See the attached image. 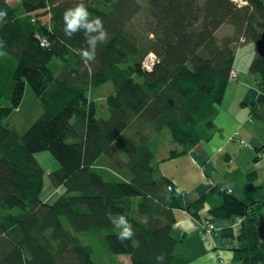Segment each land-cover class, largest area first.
Listing matches in <instances>:
<instances>
[{"label": "trees", "instance_id": "obj_1", "mask_svg": "<svg viewBox=\"0 0 264 264\" xmlns=\"http://www.w3.org/2000/svg\"><path fill=\"white\" fill-rule=\"evenodd\" d=\"M243 1L145 0V31L152 38L143 44L135 34L141 11L136 0H83L109 35L97 46L96 62L87 63L73 51L87 47L83 32L68 38L63 31L64 11L80 0H17L14 6L0 0L7 13L0 26V51L7 53L0 56V264H96L82 237L109 255L127 256L130 264H159L161 254L160 264H183L173 253L174 212L199 219L211 193L220 201L208 209L209 217L241 219L234 260L263 264L257 224L264 201L245 203L215 187L185 203L172 181L155 172L147 139L150 131L167 130L181 147L170 151V160L217 131V105L231 80L236 46L264 33V0ZM224 26L230 33L219 38ZM149 54L156 62L146 71ZM250 72L264 86V58L256 55ZM108 83V117H97L100 101L87 97ZM26 84L42 113L18 135L4 121L18 108ZM249 106L259 135L264 96ZM259 140L255 151L264 155V134ZM41 152L58 162L48 179L61 191L51 202L42 198L45 172L35 158ZM120 215L135 231L123 243L115 225Z\"/></svg>", "mask_w": 264, "mask_h": 264}, {"label": "rangeland", "instance_id": "obj_2", "mask_svg": "<svg viewBox=\"0 0 264 264\" xmlns=\"http://www.w3.org/2000/svg\"><path fill=\"white\" fill-rule=\"evenodd\" d=\"M8 1L12 6H14L17 2V0ZM136 1L141 5V11L134 20L140 21L141 42L144 44L148 39L152 38V36H150L145 31L148 20L145 12V0ZM229 29L231 30L229 26L222 27L218 33L219 38H221L223 35L229 34ZM255 56L256 52L253 42L248 41L243 45L239 44L236 46L233 68L239 74V77L237 81H229L222 101L217 105V110H223V116H226L224 111L231 113V116L234 115V117L237 115V119L241 126L239 130H236L237 136H233L234 134H232V137H235L237 141H228V148L226 150L222 149L221 151L217 152L214 160L217 178H219L220 181H226L229 183L228 185L231 186L233 183L236 184L238 188H240L243 198L245 201H247V203H251V195L257 197L261 190H264V157L263 159H259L257 161L254 160L255 165L253 164V157L255 154L253 155L251 151H247V148L250 147L248 137L250 133H253L255 136L260 138L264 134V129L261 127L260 134L258 135L253 131L251 121H245V118H247V115L249 114L250 106L242 105L244 91L237 90L236 86H241L243 89L245 88V90L247 87H250L256 93L262 92V90L264 91V86L259 83L258 74H253L250 72V66ZM93 93L96 94V96L100 95L99 97H103L101 98L100 102H98V111L100 113L97 114V117H108V110L105 101L106 99L104 98L113 93V87L111 83H108L104 87L93 90ZM2 104L4 106H8V102L4 99L2 100ZM41 113L42 109L38 99L35 97L30 86L26 84L24 96L18 108L11 111L9 117L4 121V124L15 131L18 135H23L27 129L40 117ZM225 119L231 121L230 119L224 117L218 118L217 122L214 119V125L217 127V131L212 135L209 141L199 143L201 146L206 145L207 155H210L212 150H215L217 147L221 146L228 139L230 132L229 130L232 125L229 123L226 125V127H223L222 125L225 123ZM147 135L148 141H151L149 142V146L156 154L154 161L156 173H158L156 166L159 165L160 169H163L164 175H177L183 186L186 185L191 188L194 185L201 183L200 176L201 174L203 176L205 175L203 174L202 169L197 166L195 161L196 158H193L187 154L191 149H188L186 153L187 155L185 154L183 156L177 157V159L174 158L166 160L170 151L181 150V147L177 144L171 143L170 134L167 130H162L159 133L153 130L148 132ZM240 140L243 141V144H240ZM241 149H244L245 151H241L237 155L234 154L231 161L225 159V153L233 154L237 150ZM198 151L199 147H195L193 149V152L195 153H198ZM35 158L45 172L44 189L42 192L44 195L43 198L49 200L50 202L54 201L59 196V193L57 188H53L48 179V175L58 169V162L47 152L38 153L35 155ZM253 170L256 172V178L253 180L248 179V174ZM211 195L217 198L220 196L218 193H211L208 195L207 200ZM208 221H211L209 217H207V221H203L201 223L202 229L200 234H210L215 231V226L213 225V231L204 232V225ZM82 241L83 243L91 245L93 249L92 259L96 264H130V260L127 256L115 257L109 255L105 253L103 248L93 239L82 237Z\"/></svg>", "mask_w": 264, "mask_h": 264}, {"label": "crops", "instance_id": "obj_3", "mask_svg": "<svg viewBox=\"0 0 264 264\" xmlns=\"http://www.w3.org/2000/svg\"><path fill=\"white\" fill-rule=\"evenodd\" d=\"M237 90L244 91V96L242 97V105L249 106L251 103L256 101L258 98L264 96V91L256 93L252 88L247 87L245 88L241 86H236ZM100 96V95H99ZM103 97H100V100ZM226 116H223V110L218 111V114L215 118L216 122L217 119L220 117L228 118L231 121L225 119V123L222 125L226 127L229 123H231L232 127L230 128V132L228 135V139L215 150L211 151L210 155L206 154V145L198 144L195 147H199L198 153L193 152L192 148L187 154L193 158H196V164L202 169V172L205 176L201 173V183L196 184L193 187L189 188L188 186L182 184L179 177L175 174L169 176L164 175L163 169H160V166L157 165V172L163 175L164 177L168 178L174 184V187L182 192V196L185 203H192L202 196L206 195L211 189L213 188H220L224 190H231V195L241 199L245 203V199L241 193L240 188L236 184L228 185L226 181H220L217 178V171L214 164V160L216 157L217 152L226 150L228 148V141L235 142L237 139L233 136H237V129H240V123L237 119V115L234 117L231 116V113L224 111ZM246 122L250 121L249 114L247 118H245ZM249 144L250 147L247 148V151H251L252 154L255 156L253 157V164L254 160L257 157L259 159H263V155H258L255 151L261 145V141L257 136L253 133H250L249 137ZM240 144H243V141L240 140ZM240 149V148H239ZM231 150V149H230ZM241 151H245L244 149L237 150L235 153H225V159L231 161L233 159L234 154H238ZM186 154V155H187ZM177 159V158H176ZM258 159V160H259ZM255 165V164H254ZM256 172L253 170L248 174V179H255ZM204 177V178H203ZM247 177V176H246ZM203 179V180H202ZM264 181V180H263ZM54 188V187H53ZM58 193H60V189H58ZM44 195L42 196V198ZM44 202H50L43 198ZM209 200V201H208ZM207 200V203L204 205V209L199 212V219L194 218L190 213L186 211L176 210L175 214V224L172 227L171 235L177 241V245L174 248V256L176 259L183 262V264H241L234 260V250L240 247V242L237 240V236L239 234L241 219L240 218H231L227 220H213L209 217L207 211L210 207L219 203L220 198L213 197L212 195ZM251 203L259 201H264V190L255 197L254 195L250 196ZM207 217L211 219V224L215 226V231L210 234H200L202 229V222L207 221Z\"/></svg>", "mask_w": 264, "mask_h": 264}, {"label": "clouds", "instance_id": "obj_4", "mask_svg": "<svg viewBox=\"0 0 264 264\" xmlns=\"http://www.w3.org/2000/svg\"><path fill=\"white\" fill-rule=\"evenodd\" d=\"M64 21V34L66 37L71 38L77 32H83L86 37V48L73 49V51L81 58L82 61L87 63L96 62V53L98 44H104L108 41L109 35L104 27L103 21L100 17H93L88 11L83 0H80L74 7L68 8L63 13ZM7 22V13L0 11V26ZM5 47V43L0 41V49ZM7 53L0 51V56ZM119 231L117 240L123 243L126 240H131L135 236V231L132 228L126 215H120L115 222ZM157 261L162 262L165 260L163 254L156 257Z\"/></svg>", "mask_w": 264, "mask_h": 264}, {"label": "water", "instance_id": "obj_5", "mask_svg": "<svg viewBox=\"0 0 264 264\" xmlns=\"http://www.w3.org/2000/svg\"><path fill=\"white\" fill-rule=\"evenodd\" d=\"M255 52L258 56L264 58V33L255 42ZM257 236L264 243V217H260L257 224ZM264 264V254H263Z\"/></svg>", "mask_w": 264, "mask_h": 264}, {"label": "bare ground", "instance_id": "obj_6", "mask_svg": "<svg viewBox=\"0 0 264 264\" xmlns=\"http://www.w3.org/2000/svg\"><path fill=\"white\" fill-rule=\"evenodd\" d=\"M235 1V3H238V5H244L245 4V2L243 1V0H234ZM136 33V36L138 37L139 35H140V28L138 27L137 28V30L135 31ZM246 42H248L245 38H241L240 39V44L241 45H243L244 43H246ZM256 42V41H255ZM255 42H254V45H255ZM257 55V54H256ZM233 73L236 75V77L235 78H232V76H233ZM238 77H239V74L235 71V69L233 68L231 71H230V79L231 80H234V81H237L238 80ZM88 99H91L92 101H96L97 102V100L98 101H100V97H99V95L98 96H96V94H94L93 93V89H90V94H89V96L87 97Z\"/></svg>", "mask_w": 264, "mask_h": 264}, {"label": "built area", "instance_id": "obj_7", "mask_svg": "<svg viewBox=\"0 0 264 264\" xmlns=\"http://www.w3.org/2000/svg\"><path fill=\"white\" fill-rule=\"evenodd\" d=\"M155 62H156V57L153 54H149L148 57L146 58V60L144 61L142 66H143V68L146 71H151V69H152V67H153ZM235 77H236V75L233 73L232 78H235ZM168 190H171V188L169 187ZM227 192L231 193V190L228 189ZM203 230H204V232L213 231L214 230V226L210 222H207L204 225Z\"/></svg>", "mask_w": 264, "mask_h": 264}]
</instances>
